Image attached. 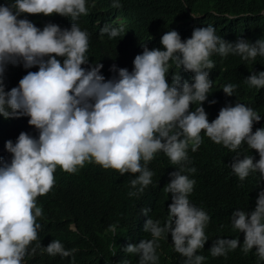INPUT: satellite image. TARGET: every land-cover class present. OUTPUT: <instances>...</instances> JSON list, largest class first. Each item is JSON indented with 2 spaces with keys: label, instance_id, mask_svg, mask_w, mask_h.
Returning <instances> with one entry per match:
<instances>
[{
  "label": "clouds",
  "instance_id": "1",
  "mask_svg": "<svg viewBox=\"0 0 264 264\" xmlns=\"http://www.w3.org/2000/svg\"><path fill=\"white\" fill-rule=\"evenodd\" d=\"M88 12V0L0 4V115L29 117L16 141L5 142L10 160L0 158V264H38L41 256L72 264H264V25L255 12L226 14L230 30L209 24L182 39L159 27L143 41L115 43L135 56L131 71L113 64L111 78L102 63H90V34L78 23L41 29L24 15L77 21ZM127 30L113 21L98 34ZM10 64L39 70L5 79ZM242 83L251 98L240 95ZM206 142L222 150L237 184L220 213L194 195L191 158ZM159 158L167 165L162 182L148 167ZM86 163L132 174L129 196L159 184L172 202L155 218L152 205L141 204L136 230L108 227L107 257L85 246L76 262L77 248L44 234L37 198L51 194L58 167L76 173ZM69 228L79 233L75 221Z\"/></svg>",
  "mask_w": 264,
  "mask_h": 264
},
{
  "label": "trees",
  "instance_id": "2",
  "mask_svg": "<svg viewBox=\"0 0 264 264\" xmlns=\"http://www.w3.org/2000/svg\"><path fill=\"white\" fill-rule=\"evenodd\" d=\"M7 2L8 0H0V4ZM120 3L122 7H114V0H88V14L81 15L77 21L60 14L24 15L41 29L49 22L69 29L74 22L78 23L82 30L90 34L87 53L90 63H102L101 72L106 78L114 75L110 71L113 64L130 71L133 69L135 55L117 50L115 43L143 41V37L159 27L169 31L177 30L182 39H187L191 37L194 28L209 24L219 31L230 30L233 26L232 19L226 14L244 10L254 11L256 19L264 25V15L259 14L264 10V0H120ZM113 21L128 26L127 34L120 33L118 37L111 39L98 34V28L104 29ZM38 70V66L25 69L22 64H10L5 79L16 75L20 81L28 71ZM168 80L171 82V76ZM12 87L14 86L6 85V90ZM238 91L248 98L254 95V92L248 90V85L243 83ZM28 120L27 116L6 119L0 115V158L10 160L12 154L6 150L5 142L9 139L15 142ZM224 157L219 147L206 142L191 158L197 169L196 173L191 174L196 180L195 197L211 210L218 209L219 213L224 204L222 201L234 199L237 188L236 182L229 175ZM166 166L161 158L153 162L152 167L148 164L155 173L156 182L163 181L160 175ZM54 175L56 183L51 194L42 199L37 198V205L42 207L44 213V234L60 240L67 249L77 248L76 262H81L87 255V252L82 251L85 246L91 253L99 252L107 257L108 227L110 224H117L120 232L136 230L139 226L136 213H141V208H145L141 204L152 205L151 214L155 218L162 215L172 202L171 194L159 184L157 185L161 189L154 187L141 197L129 196V192L133 191L128 184L132 174L120 176L118 170L105 169L96 163H86L76 173H68L58 167ZM71 221H75L79 233L69 228ZM75 233L81 235L84 241ZM38 261V264H72L70 257L61 256L56 259L41 256Z\"/></svg>",
  "mask_w": 264,
  "mask_h": 264
}]
</instances>
